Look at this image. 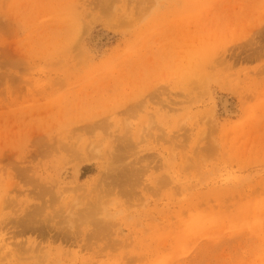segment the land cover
Instances as JSON below:
<instances>
[{
  "label": "rangeland",
  "instance_id": "obj_1",
  "mask_svg": "<svg viewBox=\"0 0 264 264\" xmlns=\"http://www.w3.org/2000/svg\"><path fill=\"white\" fill-rule=\"evenodd\" d=\"M0 264H264V0H0Z\"/></svg>",
  "mask_w": 264,
  "mask_h": 264
}]
</instances>
